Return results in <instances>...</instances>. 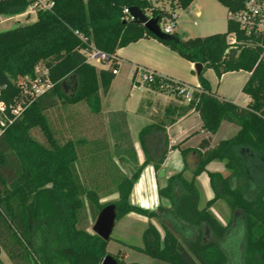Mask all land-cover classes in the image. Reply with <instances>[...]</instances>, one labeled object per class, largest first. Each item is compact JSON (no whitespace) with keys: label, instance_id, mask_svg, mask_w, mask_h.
I'll use <instances>...</instances> for the list:
<instances>
[{"label":"trees","instance_id":"obj_1","mask_svg":"<svg viewBox=\"0 0 264 264\" xmlns=\"http://www.w3.org/2000/svg\"><path fill=\"white\" fill-rule=\"evenodd\" d=\"M37 0H0V21L4 15L26 11ZM194 0H178L187 8ZM228 10H240L244 0H218ZM49 8H39L31 23L0 31V101L8 106L20 101L19 79L35 77L36 69H46L52 86L15 116L0 132V264L5 252L13 264H101L109 253L108 241L86 227L96 221L108 204L117 207V220L129 213L158 217L164 234L150 223L144 232L145 251L169 264H264V191L255 198L245 195L246 185L234 188L233 175L247 178L250 163L264 162V38L248 36L240 24L228 18L227 31L205 36H188L178 30L163 41L131 18L126 8L137 6L148 16L168 19L172 13L156 8L150 0H50ZM148 10L150 13H147ZM235 33L237 44L228 37ZM145 37H154L193 63H202L200 87L185 104H170L163 116L147 125L140 141L195 109L203 127L215 134L223 121L240 126L231 138L211 146V137L199 144L200 161L194 176L184 171L168 178L159 195L171 200L156 211L132 204L130 196L143 169L152 164L159 171L168 153L167 134L162 154L146 159L134 168L138 153L127 113L114 110L108 115L114 150L106 140L86 138L61 141L49 113L59 106L86 105L102 114V94L107 95L119 69L117 50ZM93 50L110 55L107 68L89 61ZM220 78L224 73L251 72L243 87L251 101L241 106L211 91L206 69ZM136 67L132 79L137 84ZM46 77L43 76L42 79ZM74 79L73 92L66 90ZM167 91L170 80L155 74L146 81ZM34 131H40L45 142ZM127 162L131 172L118 163ZM226 161L233 174L209 172L215 199H224L233 213L242 216L223 225L206 206H199L195 178L213 160ZM115 190L118 199L101 203V193ZM178 190V195H177ZM239 243L233 246L234 236ZM111 255V254H110ZM113 256V255H112ZM115 257V256H114ZM119 263L123 264L117 257Z\"/></svg>","mask_w":264,"mask_h":264},{"label":"crops","instance_id":"obj_2","mask_svg":"<svg viewBox=\"0 0 264 264\" xmlns=\"http://www.w3.org/2000/svg\"><path fill=\"white\" fill-rule=\"evenodd\" d=\"M196 1L198 0H194L187 7L189 12H198V7L195 6ZM177 4L180 6L179 2H177ZM32 15H34L33 20L35 21L37 19L36 11H25L13 16L4 15L1 18L0 24L13 19L20 21V18L25 16L31 17ZM178 25L179 23L176 19V28ZM218 32L223 31H211L205 34L209 35ZM116 56L119 60L120 67L107 95H109L112 100L113 111L124 110L127 113L131 136L137 149V153L140 155V133L152 120L150 119L152 112H148L146 109L143 110V102L145 100L151 102L153 99H158L161 100V103L171 101L170 104L174 105L185 103L172 102L173 96L169 95L167 91L154 88L146 81H143L140 77L137 79L138 85H133L132 79L136 67H145L153 70L159 76L173 78L184 82L191 87H200L201 84L195 68L196 63L185 59L179 53L175 52L169 46L154 37H145L136 42L130 43L127 46L121 47L117 50ZM107 67L108 66L103 65L101 68ZM123 70L127 72L130 86L128 93L122 96L121 100H117L118 96L116 93H113V90L117 83L118 75ZM250 75L251 72L240 70L224 73L219 78L212 68L206 69L205 72V76L209 80L211 91L213 93L241 106H246L251 101V98L243 92V87L250 78ZM131 100L134 101V104L128 105L127 103H131ZM121 101H123L124 105H121ZM129 106L132 107L129 109ZM131 115H133V118L137 120L139 124L136 133L133 131ZM239 130L240 126L228 121H223L219 130L215 134H211L203 127L199 112L192 109L185 115L178 117L174 123L168 125L166 127V133L160 131L150 133L146 137L147 152L151 154V156L158 158L164 150V140L167 134L169 142L168 153L159 171H156L152 164L147 165L143 169L130 196L131 203L154 211H156L160 205L167 208L170 207V199L159 195V187H165L168 178L171 175L183 170H185L184 172L186 173H191L198 167L200 161L198 148L200 142L204 138L211 137V146H215L221 140L233 137ZM142 154L144 161L146 159L145 154L144 152H142ZM215 163L216 160L212 161L209 164L208 169H210ZM219 163L220 171L226 169V161H220ZM129 168H132V166L130 165ZM200 177L203 178V175ZM204 179L201 181L202 184L205 185L208 183L209 185V178L205 177ZM123 218H129L133 222H139L140 219H142L144 220V223H148V219L145 216L137 213H129ZM235 219H237V215L234 218V221Z\"/></svg>","mask_w":264,"mask_h":264},{"label":"rangeland","instance_id":"obj_3","mask_svg":"<svg viewBox=\"0 0 264 264\" xmlns=\"http://www.w3.org/2000/svg\"><path fill=\"white\" fill-rule=\"evenodd\" d=\"M45 1V0H41ZM152 5L156 8H160L163 10H167L171 13H175L178 15L177 21L179 25L176 30L180 33H186L188 36H201L207 35L205 33L211 31H227V22L229 18V10L227 7L219 3L217 0H198L196 1V5L198 7V12L194 11L189 12L188 8L180 7L177 2L178 0H150ZM34 5V3H32ZM26 11H32L30 9V5L26 9ZM147 13H150L148 10ZM34 15L31 17H22L20 21L17 19H13L11 21H6L0 24V31H5L11 28H15L19 25L31 23L34 20ZM92 63L95 64L98 68L106 65L104 62H100L98 60L93 59ZM43 70L37 71V75L41 76L43 74ZM21 79L18 81L20 82ZM74 79L68 80V85L66 90L69 93L73 92ZM129 82L128 75L125 70L121 71L118 75L117 83L114 87L113 93H116L118 98L117 100H121L122 96L126 95L129 91ZM115 91V92H114ZM169 95L173 96L172 102L186 103L185 99L182 96H179L173 92L167 90ZM166 93V94H167ZM102 114L95 115L86 105H76L70 107L59 106L55 110H52L49 113L50 119L54 125L56 130V134L61 141H66L68 139H79L86 138L89 141L100 139L106 140L110 145V150L113 151V137L109 127L108 115L110 114L112 109V100L109 95L102 94ZM121 105L123 101H121ZM171 101L167 103H161V100L153 99L151 102L145 100L142 104L143 110L146 109L148 112H152L150 117L151 122L148 124L155 123L159 117L163 116L165 112V108ZM128 105L134 104V101L131 100V103L128 102ZM124 107V106H123ZM128 107V106H127ZM132 106H129V109ZM132 111V110H131ZM2 121H4L3 117H0ZM132 118V127L133 131H136L139 128L138 121ZM154 121V122H153ZM208 131V130H207ZM34 135L42 142H45V138L40 131H34ZM222 135V134H221ZM227 137V136H225ZM219 139V138H216ZM140 155L138 154L137 163H130L134 168H138L139 165L143 162V154H145V158L147 157V149L146 143L141 142ZM118 163L123 166V170L125 172L130 173L131 169L128 170L129 164L127 162H121V159H117ZM215 161V160H213ZM218 161V162H217ZM220 160L216 159V163L208 169L209 164L206 166V170L198 174L195 178L196 186L200 194L199 206L204 207L210 201L212 203L209 205V209L213 214L217 217V219L223 224L226 225L231 222L237 216H242L241 211H237V213H233V211L228 206L227 202L224 199H215V192L211 185V180L209 176V172L221 173L223 175L233 174L232 169L227 168L220 171ZM250 167L253 171L249 175V179L247 178H238L236 175H233L231 179L232 187L236 188L240 184L246 185L245 195L253 199L262 191H264V162L259 163L257 160H251ZM197 169V168H196ZM195 169V170H196ZM194 170V171H195ZM207 171V172H206ZM194 172L186 173L184 172V176L188 179L193 178ZM207 176H206V175ZM203 175V178L200 176ZM207 177L209 178V185L202 184L201 181ZM205 180V179H204ZM198 182V183H197ZM137 183V182H136ZM135 183V184H136ZM118 199V193L115 190H110L101 193V203H108ZM140 215V214H139ZM145 216V215H142ZM148 223H144V220L140 219L139 222H133L129 218L119 219L115 223V228L112 232L111 238L108 241L107 249L109 253L115 257H117L123 264H169L166 260L157 258L153 256L152 253L144 250L146 248L145 240H144V231L149 226L150 223L154 224L157 229L160 231L161 235L164 234V229L160 224L158 217L148 218ZM95 220L90 219L86 222V227L92 233L93 226L95 224ZM157 225H156V224ZM234 236V235H233ZM232 240L233 246L238 245V241L235 240L236 237H233ZM2 259L5 264H13L12 260L5 253H1Z\"/></svg>","mask_w":264,"mask_h":264},{"label":"built area","instance_id":"obj_4","mask_svg":"<svg viewBox=\"0 0 264 264\" xmlns=\"http://www.w3.org/2000/svg\"><path fill=\"white\" fill-rule=\"evenodd\" d=\"M50 4V0H37L34 2V5L30 4V9L32 11H37L39 8H49ZM125 12L130 15L129 8H126ZM131 18L133 19L132 16ZM229 18L237 21L248 36H256L257 38L260 37L262 39L264 38V0H244L243 7L240 10H229ZM176 19L177 15L173 14L171 18L163 19L162 21L160 20L159 24L162 31L172 34L176 28ZM228 43L231 46L237 44V37L235 33L228 37ZM93 59L104 62L106 66L110 64V55L102 51L93 50L90 52L89 61L92 62ZM138 70V77H140L143 81L154 80L156 73L153 70L145 67H138ZM37 71L40 72L41 69H36L35 77L26 76L20 80V101H17L10 106H8L4 101H0V117L4 118V121L0 118V132L2 131L1 127L4 126L7 121L12 123V120L9 118L7 113L8 109H10L11 113L15 116L20 115L24 109H26L39 95L47 91L52 86L48 77V71L44 69L41 76L37 75ZM118 71L119 69H115L114 73L117 74ZM43 76L46 78L42 79ZM164 78L170 80V83H167L166 85L168 91L182 96V98H184L187 102L192 99L194 92L193 87L170 77Z\"/></svg>","mask_w":264,"mask_h":264},{"label":"water","instance_id":"obj_5","mask_svg":"<svg viewBox=\"0 0 264 264\" xmlns=\"http://www.w3.org/2000/svg\"><path fill=\"white\" fill-rule=\"evenodd\" d=\"M130 15L134 20L143 24L148 31H150L153 35L163 41H168L172 39V34H168L163 32L161 26L159 24L160 18L150 17L148 16L141 8L137 6H133L129 8ZM195 68L197 74H201L204 69V65L202 63H196ZM131 168H128L130 170ZM117 221V207L116 204L110 203L106 205L99 213L96 222L93 226V231L104 240L109 241L115 227V223ZM101 264H121L119 261L112 255L108 254L104 257Z\"/></svg>","mask_w":264,"mask_h":264},{"label":"flooded vegetation","instance_id":"obj_6","mask_svg":"<svg viewBox=\"0 0 264 264\" xmlns=\"http://www.w3.org/2000/svg\"><path fill=\"white\" fill-rule=\"evenodd\" d=\"M178 193H179V192H178V190H177V195H178ZM168 199H169V198H168ZM170 201H171V200H170ZM171 207H172V203H171V206H170V207H168V208H171Z\"/></svg>","mask_w":264,"mask_h":264}]
</instances>
